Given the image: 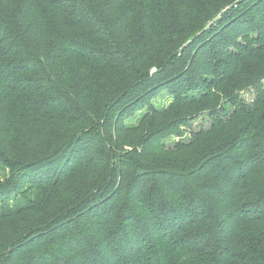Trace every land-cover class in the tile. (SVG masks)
<instances>
[{"label": "trees", "instance_id": "1", "mask_svg": "<svg viewBox=\"0 0 264 264\" xmlns=\"http://www.w3.org/2000/svg\"><path fill=\"white\" fill-rule=\"evenodd\" d=\"M224 21L230 43L198 48ZM263 81L264 0H0V200L25 195L0 210V264H264ZM203 111L191 144L151 142Z\"/></svg>", "mask_w": 264, "mask_h": 264}, {"label": "rangeland", "instance_id": "2", "mask_svg": "<svg viewBox=\"0 0 264 264\" xmlns=\"http://www.w3.org/2000/svg\"><path fill=\"white\" fill-rule=\"evenodd\" d=\"M247 4L246 3L245 5H242V9L243 10H246V11H249L247 9ZM231 5H229L227 8L229 9ZM228 22L226 23V21L224 22H221L218 26V28H214V29H210L208 30L205 34L203 33V37L201 38V42L198 43V48L202 47L205 45L206 48H209V49H212L214 46H215V43H212L210 42V40H213L214 38H217V36L219 34H222V36H226L228 39L226 42H228V44L230 43L229 42V37L231 36V33H230V36L227 35V32H228V29H227V26H228ZM263 26V25H261ZM225 32V33H224ZM217 33H219L217 35ZM217 35V36H216ZM243 36L240 37V40H243L242 39ZM217 46V44H216ZM231 46V45H230ZM234 46V45H232ZM231 46V47H232ZM209 51V50H208ZM158 70V66L156 64H152L151 65V69H150V72L151 74L154 73V72H157ZM185 72H188V74H186L187 77L185 78H189L191 81V84L186 87L187 90L191 91L192 89H194L196 87V84H198V81L200 80L199 79V76H197V73L194 72H190V71H187V69H184V70H179L177 72V74L173 77L174 79H177L178 76L180 74H184ZM184 78V79H185ZM264 82V81H263ZM264 88V86H263ZM239 92V95H240V98L243 99L244 103L247 105V106H250L252 104H254L255 102V99H256V96L258 95V91L256 89L255 86H250L248 87L247 89H244V90H240L238 91ZM177 95H175V93L173 91H171L169 88H166V89H163L161 92H159L158 94L152 96L150 99H145L147 101H149V103L151 104L148 109L149 111L146 112V114H148L149 112H154L153 110H155L154 108H161V107H164L163 109H166V108H169L174 102L175 100H177ZM148 105H142L141 109L143 110H146L145 108L147 107ZM228 106L227 104L225 105V107ZM228 110L227 112H224L225 115H228L229 111H232L234 109V107L232 105L228 106L227 107ZM156 111V110H155ZM210 112L211 111H203V112H200L196 115H189L188 117H185L186 115L182 116V117H185V119L181 122H178L177 121V118L178 117H175V118H171L168 120V125H171V121L173 126L171 128H169V130L166 132L165 135H162L163 133L161 134H158V135H155L154 138L155 139H152L151 142L154 140V142H159L162 147H163V150L164 151H168L169 149L171 150H176L175 148L182 146V145H189L191 144L194 140H195V136L197 134H199L202 130H205V129H210L214 123V118L210 115ZM139 113V112H138ZM136 113V115L138 114ZM224 113H221V116L225 117ZM141 114V113H140ZM138 117V116H137ZM137 121H133L132 123H136ZM162 123V120L161 121H158L156 122L157 124V127H159V125ZM134 128H137L134 126ZM102 131H103V128L101 127L100 128ZM117 136H115L116 138ZM125 138V137H124ZM147 139V137H146ZM121 140V138H120ZM119 140V141H120ZM100 149V147H97ZM132 149L129 145H124L123 148H118V154H125V150L126 149ZM194 147H191V148H188L186 150H192ZM142 150H145L146 152V148H144V144H141V147L139 149V151H142ZM105 152L107 154H113L111 155L112 159L108 158L107 156L103 158L102 162L100 163L102 157L104 156L103 152H101L100 150H97L95 152V158L96 160L101 164V166L103 167L105 164H113L115 163V159H114V155L115 153L109 149H105ZM174 154L173 155H168L166 153H163L162 155H159L158 153L156 154H151L149 153L146 157L142 158L141 162H146L148 159H157V158H172L173 160H176L179 158V155L177 154V151H173ZM123 158V157H122ZM125 160V158H123ZM118 163H120V161L118 160ZM126 164V163H125ZM162 164V163H161ZM177 167L176 165V162H173V161H170L168 162V164L166 165V167ZM101 167V168H102ZM159 167V166H158ZM100 168V166H99ZM162 168H165L163 167L162 165ZM164 170V169H162ZM178 172H180V170L182 171V169H177ZM118 171L120 172V174H123V165L118 169ZM173 179H177V180H182V177H179V176H172ZM181 178V179H180ZM75 179H79V178H76V177H72L71 174L68 175L65 179H64V191L61 192V194H69L67 193V188H70V184L75 181ZM79 182V181H77ZM119 184H115V185H111L110 183L108 182H105V188L106 190H102L100 193H97V194H117V191H118V186ZM75 186V185H74ZM77 186H80V185H77ZM87 187L89 186H93L94 188H98V183H95L93 185H90V184H87L86 185ZM73 189V188H71ZM32 187L31 186H26L25 187V193H21V194H28L32 191ZM110 191V193H109ZM27 192V193H26ZM95 192H98L97 190H95ZM19 192H16V193H12L13 195L10 197V198H6V199H2L0 200V210L2 209H6V204H7V201L9 200L10 201V204H15L19 198L21 197H24L25 195L19 197L18 195ZM60 195V194H57V196ZM188 208H189V211L192 210L193 208V203H189L188 205ZM3 231V234L2 236H0V242L2 241L1 238H9L10 236V229L7 228V229H4L2 230ZM2 231L0 233H2ZM8 244H9V241L7 242V247H8Z\"/></svg>", "mask_w": 264, "mask_h": 264}]
</instances>
